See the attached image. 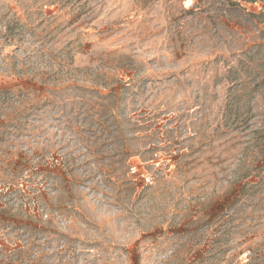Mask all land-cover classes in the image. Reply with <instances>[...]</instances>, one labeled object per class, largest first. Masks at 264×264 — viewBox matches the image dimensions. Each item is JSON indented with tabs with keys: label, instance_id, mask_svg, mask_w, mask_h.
Masks as SVG:
<instances>
[{
	"label": "rangeland",
	"instance_id": "1",
	"mask_svg": "<svg viewBox=\"0 0 264 264\" xmlns=\"http://www.w3.org/2000/svg\"><path fill=\"white\" fill-rule=\"evenodd\" d=\"M0 264H264V0H0Z\"/></svg>",
	"mask_w": 264,
	"mask_h": 264
}]
</instances>
